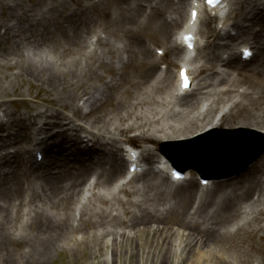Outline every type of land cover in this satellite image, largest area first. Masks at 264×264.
I'll return each mask as SVG.
<instances>
[{"label": "bare ground", "instance_id": "bare-ground-1", "mask_svg": "<svg viewBox=\"0 0 264 264\" xmlns=\"http://www.w3.org/2000/svg\"><path fill=\"white\" fill-rule=\"evenodd\" d=\"M16 1L17 8L14 1L0 0V225L11 224L25 235L26 264L40 260L69 233L74 235L78 228L74 221L91 225L94 241L102 238L106 244L119 246L133 238L132 230L153 229L171 202H180V225L189 230V237L194 234L189 225L196 231L199 222L212 224L218 215L221 225L202 231L197 240L200 247H211L217 240L228 242L235 233L223 222L230 218L245 220L257 212L253 218L264 220L260 208L264 204V154L245 174L213 181L206 189L191 179L176 183L164 156L157 159L156 169L132 174L127 169L130 180L112 185L124 172L123 156L137 157L133 148L116 143L115 134L141 128L139 139L154 143L171 135L187 139L223 126L264 129V0H224V5L209 13L197 3L200 0H190L188 16H184L187 0H70L76 9L69 0H51V6L29 0L31 5L25 8L23 0ZM192 9L198 15L191 24ZM211 21L214 27H209ZM181 22V30H195L200 22L207 39L203 51H198L202 39H196L194 51L201 61L190 72L192 87L184 93H180L177 74L171 68L158 69L160 57L142 40L144 36L161 44L168 66L177 63L178 72L185 57L180 53V39L171 32ZM256 23L257 30L252 28ZM239 41L244 45L237 48ZM244 47L254 48L249 63L241 57ZM186 60L189 65L192 58ZM247 67L253 79L250 85L256 88L238 90L235 86L240 80L228 76L241 74ZM16 82L36 86L33 100L23 98ZM220 83L226 86L218 88ZM10 86L15 98L7 101L15 108L5 104ZM79 99H83L81 105ZM225 100L229 101L227 110L217 119L215 111ZM163 109L167 121H160ZM106 115H112L109 120L113 122H105ZM125 117L131 122L114 125V121L125 122ZM81 118L91 119L92 129L77 122ZM84 138L87 148L82 146ZM16 142H24L23 149L11 153L5 148ZM38 148L44 153L42 163L32 158ZM140 157L133 159L138 165L157 155L146 146ZM89 174L95 176L96 186L103 185L107 192L118 188L127 196L119 202L124 214H131L129 219L120 220L108 211L112 204L104 194H90L92 184H82ZM22 178L25 194L18 184ZM132 192H141V198L128 199ZM96 199L106 207H97ZM190 202L194 209L186 213ZM2 231L0 264H4L3 257L11 264L12 259L1 251L10 236L6 238ZM259 231L264 232L263 225L249 233V247L264 252L255 241ZM260 238L264 240V234Z\"/></svg>", "mask_w": 264, "mask_h": 264}, {"label": "rangeland", "instance_id": "rangeland-1", "mask_svg": "<svg viewBox=\"0 0 264 264\" xmlns=\"http://www.w3.org/2000/svg\"><path fill=\"white\" fill-rule=\"evenodd\" d=\"M14 1V4H16V8L18 7V3L16 0H10ZM43 4L46 3L49 6L52 5L51 0H42ZM71 3V7L76 9V5L69 0ZM189 2V0H187ZM23 7L30 6L29 0H23L22 2ZM188 4V5H187ZM185 9L184 12L188 13L189 3H185ZM30 8V7H29ZM231 20V19H230ZM215 22H211L210 25L213 27ZM181 25L178 24L176 28L172 29V34L175 30V32L178 30V28ZM199 33L198 35L203 40H206V37L204 36V32L201 31L204 29V26L200 23L199 24ZM252 28H259V24L256 23L252 26ZM232 33L235 32V30H231ZM105 34L101 32V36H104ZM95 39V37L93 38ZM123 40V39H122ZM143 43L148 45L150 49L152 50L153 54H158L156 51L157 45H161L158 43H155L150 38H146L142 36ZM151 41V42H150ZM244 42L239 41L237 44V48L240 47V45H243ZM160 48H157L159 50H164L163 47L159 46ZM253 48V47H252ZM224 56H226L225 53H222ZM239 55L238 53H236ZM159 55V54H158ZM160 56V55H159ZM164 57V56H161ZM201 61V60H200ZM198 63V59L195 61ZM251 63V62H250ZM250 65V64H249ZM176 67L177 64L174 66H169L167 62L164 60V58H161L159 60V66L158 69L160 70H166L171 68L172 71L176 74ZM217 68V67H216ZM224 68V67H222ZM229 70V68H227ZM251 72L247 67V71H242L241 74H238L234 72V75L232 73L229 74L230 79L238 78L240 80V83L235 86L236 89H243V90H249L250 88H256L255 84L252 86L250 84L253 83V79L250 78ZM199 77L196 78V80ZM255 83V82H254ZM16 86H18L21 89V94L23 98H25L28 101L33 100V97L37 93V88L35 85H30L27 82H16ZM226 85L224 83H220L218 85V88H224ZM9 96L6 98L5 104H10L11 108H15L13 104H11L10 101H7V99H14L13 95V88L10 86L8 88ZM1 100V99H0ZM83 102V99L78 100V104L81 105ZM229 101H223L219 104L218 109L215 111V118H219L220 114L223 112V109L228 107ZM205 102L203 103V109L205 108ZM110 111L107 112L109 114ZM162 115V117H161ZM112 115L105 116L104 120L105 122H108L109 124L113 122V120H109V117ZM167 113L164 112V109L162 110V113L159 115L160 121H167L169 117H167ZM128 117H125L126 121L122 123H118V121H114V125L117 124V126H125L127 123H130L131 120L127 119ZM103 119V118H102ZM77 122L85 124L87 127L91 126V119L90 121H86L85 119L81 118L77 120ZM87 122V123H85ZM67 125V124H64ZM224 128H230L227 126H223ZM219 127V128H223ZM91 128V127H90ZM234 128V127H232ZM249 128L251 131V135L257 139L260 142L264 143V129L260 127H246ZM92 129V128H91ZM93 130L96 131V128H93ZM141 128H134L128 132H126L123 135L115 134L116 143L118 142L119 145L123 147V144H125L126 138H132L134 139V142L137 144V149L139 153L142 151L143 148L148 146L151 148V151H154L155 159L152 161H146V159L143 161V164L146 165V168L153 167V163L156 162L157 158L162 155V151H168L173 148H179L184 147L187 145H190L191 142H188L190 140L185 139L186 135H171V137L162 138L159 141H155L154 143H145L142 140L139 139ZM55 132V131H53ZM82 133V132H81ZM159 134V133H158ZM249 134V133H248ZM1 135V134H0ZM46 137V136H45ZM107 139V138H105ZM123 139V140H122ZM85 140V139H84ZM48 142V141H47ZM198 140L196 141V143ZM93 143V141H92ZM85 141L82 142V146L85 147ZM24 142L19 143L16 142L12 144V146H8V143L6 144L5 148L8 151H12L14 149H23ZM87 148V147H85ZM10 151V152H11ZM42 150L38 148L34 149V153L32 154L33 159L37 162L42 163L44 156ZM12 153V152H11ZM264 154V152L259 156L261 157ZM39 155V157H38ZM24 157H26L25 154H23ZM258 157V158H259ZM151 160V159H150ZM257 160V158L255 159ZM254 160V162H255ZM146 161V162H145ZM69 164V163H66ZM252 164V163H251ZM250 164V165H251ZM72 165V164H71ZM250 165L242 172L238 174H234L230 177H236L240 176L242 174H245V172L249 169ZM38 168V167H37ZM43 168V167H42ZM126 166L124 168V172L121 176L116 178L113 181V186L121 185L122 182L125 183L130 178H125L126 176ZM75 170V169H74ZM230 168H224V169H217L218 175L221 173H227L230 171ZM213 175H216L215 172H211ZM186 175L190 176L189 179L192 181H195L197 184H201V182L197 178V173L193 169H188L186 172ZM94 175L89 174V176L83 181L82 184L85 186H88L89 184H92L90 194L92 192H96L97 194L101 195L104 194V198L112 204L111 207L108 208V211H112L114 214H117L120 220H127L130 218L131 214L125 215L124 211L121 207V204L119 202V199H126L127 196L124 195L123 192H121L118 188H114L112 191L107 192L103 185H95L94 184ZM230 177H224V178H230ZM224 178H211L208 179V184L202 185V189H206L210 187V183L213 181H217L219 179ZM188 179V180H189ZM138 182L137 179L134 180V183L136 184ZM19 187L20 190L22 189V194L26 193V180L25 178L19 180ZM81 184V185H82ZM79 186V188L81 187ZM175 183H173L174 187ZM34 188L33 185H30V189ZM78 189V188H77ZM130 190H133L132 188ZM264 191V189H263ZM141 192L134 193L130 196H128V199L136 200L137 198H141ZM98 195V196H99ZM97 207H106L105 205L101 204V202L96 199L95 201ZM73 207H76L77 204L73 203ZM126 207H129L132 209L131 204H126ZM180 202L177 203L171 202L170 207L169 205L166 206V209L163 211V220L160 222H155L154 228L158 229V231L151 230H145L137 232V228L132 230L131 235L133 238H130L129 240L124 241L119 246L106 244L103 242L102 238H96V241L92 239L93 236H91V231L93 228L91 225L87 223L79 224L77 221H74V226H78L77 232L72 235V233H69L62 241L57 243L54 247L49 248L48 251L40 257L41 259L36 261L34 264H264V252H260L257 249H253L251 246L249 247V244L251 243V240L248 238L249 233L251 230L256 229L258 225L264 226V220L262 222H258L253 218L255 215H257V212H253L251 215H247L245 220L248 221V223H244L245 220H242L239 218H230L226 220L228 225V230L231 233H235L231 239L228 240V242H223L222 240H217L214 245H211V247H203V245L200 247L198 245V239L200 235H202V231L206 229H210L211 227L219 226L221 225L218 220V215L215 219V221L211 224L209 222L201 223L199 222L196 226L198 227V231L192 230L191 225L190 231H193L194 234L189 237L187 236V232L189 230H184L186 228H183L180 224L183 222V216L180 213ZM172 207V209H170ZM260 208L263 210V217H264V204L260 205ZM170 209V210H168ZM194 209L193 202H190L186 208V213H192ZM23 213L27 212L26 206H22ZM168 211V212H166ZM223 219V218H222ZM221 219V220H222ZM153 223L149 222L148 224ZM192 223V222H189ZM222 223V224H223ZM139 227H142V224H138ZM158 226V227H157ZM239 229L237 230V228ZM0 230H3L2 232H6V238L10 236V239H6L4 242V245L1 249L2 252H5L8 254L9 259H12L11 264H26L25 258L27 253H25L27 250L23 247V241L25 235L22 232H19L15 229L14 226L7 225L2 226L0 225ZM26 232H30V228H26ZM264 234L263 231H259L258 235L256 236L255 241L259 244H262L264 247V240L260 238V235ZM195 237V238H194ZM194 238V239H193ZM26 250V251H25ZM26 254V255H25ZM4 264H7L5 262V257H3ZM107 261V262H106ZM33 264V263H31Z\"/></svg>", "mask_w": 264, "mask_h": 264}, {"label": "water", "instance_id": "water-1", "mask_svg": "<svg viewBox=\"0 0 264 264\" xmlns=\"http://www.w3.org/2000/svg\"><path fill=\"white\" fill-rule=\"evenodd\" d=\"M224 146L222 145H210L205 147L204 149L200 150L198 152V158L199 160H203V166H207L209 162L215 161L216 158L219 156V151L223 148ZM231 152H235V149L232 150ZM239 152V150L237 151ZM257 156L255 154L252 158H250L247 163H249L252 159H254ZM198 169H203L201 166L197 167Z\"/></svg>", "mask_w": 264, "mask_h": 264}]
</instances>
